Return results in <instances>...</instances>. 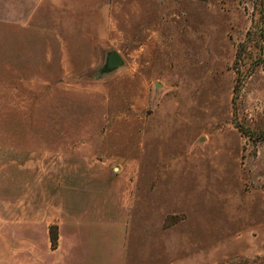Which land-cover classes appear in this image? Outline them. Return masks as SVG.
<instances>
[{
  "label": "rangeland",
  "instance_id": "374dc122",
  "mask_svg": "<svg viewBox=\"0 0 264 264\" xmlns=\"http://www.w3.org/2000/svg\"><path fill=\"white\" fill-rule=\"evenodd\" d=\"M0 264H264V0H0Z\"/></svg>",
  "mask_w": 264,
  "mask_h": 264
},
{
  "label": "water",
  "instance_id": "95a60500",
  "mask_svg": "<svg viewBox=\"0 0 264 264\" xmlns=\"http://www.w3.org/2000/svg\"><path fill=\"white\" fill-rule=\"evenodd\" d=\"M123 65V60L116 51H110L106 54L104 65L101 72L109 74Z\"/></svg>",
  "mask_w": 264,
  "mask_h": 264
},
{
  "label": "trees",
  "instance_id": "16d2710c",
  "mask_svg": "<svg viewBox=\"0 0 264 264\" xmlns=\"http://www.w3.org/2000/svg\"><path fill=\"white\" fill-rule=\"evenodd\" d=\"M52 241H53V244H54L55 243V239L53 238Z\"/></svg>",
  "mask_w": 264,
  "mask_h": 264
}]
</instances>
